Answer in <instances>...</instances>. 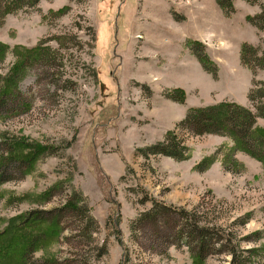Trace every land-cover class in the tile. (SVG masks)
<instances>
[{
  "label": "rangeland",
  "instance_id": "1",
  "mask_svg": "<svg viewBox=\"0 0 264 264\" xmlns=\"http://www.w3.org/2000/svg\"><path fill=\"white\" fill-rule=\"evenodd\" d=\"M235 1L237 10L230 16L214 0H39L34 8L5 17L0 42L8 51L0 75L11 70L16 53L22 59L39 42L49 53L29 63L17 99L14 94L1 107L0 153L9 154L11 140L19 142L16 155H37L25 173L4 171L2 253H12L4 244L13 238L15 226L27 224L24 219L35 211L61 206L74 185L87 196L97 230L85 242L79 216L69 212L58 234L45 238L49 223L36 220L29 225L36 235L42 232L34 264L44 258L54 264H230L229 245L241 251L247 264H264V170L259 161L237 151L245 169L236 172L239 164L231 162V170H225L226 137L185 131H179L190 150L185 160L137 150L162 139L190 106L225 97L246 99L251 73L238 56L241 42L258 38L245 19L256 8ZM194 5L195 14L190 12ZM61 8L64 13H55ZM190 38L207 40L217 77L191 52ZM256 77L264 79V70ZM179 87L183 103L165 94ZM35 145L46 149L34 153ZM216 150L217 159L206 170L196 169ZM52 186L47 201L42 193ZM155 200L177 211L162 210L134 222ZM178 209L191 213L199 225L219 229L203 260L196 256L199 243L188 236L192 221ZM116 218L119 232L113 226ZM102 243L107 252L96 259L93 246Z\"/></svg>",
  "mask_w": 264,
  "mask_h": 264
},
{
  "label": "trees",
  "instance_id": "2",
  "mask_svg": "<svg viewBox=\"0 0 264 264\" xmlns=\"http://www.w3.org/2000/svg\"><path fill=\"white\" fill-rule=\"evenodd\" d=\"M218 6L221 8L226 16H230L234 11L233 0H215ZM250 4H257L259 11L253 15H247L246 20L255 26L258 30L264 31V0H245ZM39 0H0V26L4 23L5 17L8 14L17 13L22 10L34 8L38 4ZM58 15L64 13V9L61 8L57 12ZM189 43L191 52L194 53L198 61L201 63L204 70L211 73L214 77L217 75L216 63L209 57L205 50L203 43L197 40H192ZM8 51V47L0 42V61L5 57ZM16 53V52H15ZM49 47H43L41 42L37 45L27 48L20 59L19 53H16L17 60L14 63L11 70L6 75H0V112L1 109L6 105L7 100L19 95L17 90L19 80L25 74L26 68L29 63L36 61L37 59H46L48 57ZM240 62L246 66L253 74L254 78L251 81V86L247 93V98L250 102V107L244 106L232 100H220L216 103L190 106L184 117L176 122L174 128L168 129L163 138L157 140L144 147L138 148L140 154L144 156L148 155H164L175 160H185L190 156V150L185 145L184 140L181 138V132L185 131L193 135L213 134L226 137L229 142H224L228 148L225 157L221 158L223 168L225 170H231L230 163L237 162L239 169L236 172H242L245 169L244 164L239 161L235 154L237 151H242L252 158L259 161L264 170V126L257 124V118H264V81L255 78L258 70L264 69V43L260 45H252L248 42H242L240 45ZM174 94H168L166 96L172 98L174 101L183 103L185 101V93L182 88H175ZM2 107V108H1ZM12 108V107H11ZM10 109L8 108V111ZM7 143L13 145L10 150H7L8 155H2L0 153V173L6 172L8 168L23 170L25 173L26 169H29L36 156L33 155L32 151L26 155L18 154L15 151L18 148V141ZM230 143V144H229ZM6 144V142H5ZM38 145V144H37ZM35 145L34 153L42 152L44 148ZM220 148V147H219ZM218 148V149H219ZM217 152L212 155L204 156L196 165V169L199 171L206 170L216 159ZM3 156V157H2ZM0 183L8 180L6 173L2 174ZM58 186V185H56ZM56 186H52L47 191L42 193V197L45 200L51 199ZM90 206L88 204V198L83 193L81 188L71 185V193L64 200L61 206L52 208L49 210L35 211L33 216H29L24 219L25 225L15 226L16 230L12 232L15 246H11V240L6 241L4 246L9 247L12 253H4L0 250V260L3 259V264H34L33 254L35 250L40 246V238L42 232L35 234L29 230V225L36 220L41 222L46 221L49 223L43 233L49 236L45 238L54 237L60 231V225L67 213H74L81 220L82 226L79 228V234L85 238L91 239V233L96 231L98 228V222L96 218L90 212ZM176 210L172 206H167L161 202L153 201L152 206L143 211L140 216L134 220V222H140L147 219L154 218L159 211L162 210ZM179 213L185 215L189 223L188 236L196 240L199 243L200 252L196 254L197 259L203 260L206 254L210 253L214 247V243L210 242L214 235L219 234V229L213 226H204L197 224V220L191 213H186L183 209H178ZM177 211V210H176ZM44 218V220L42 219ZM110 217L107 218L108 222ZM27 220V221H26ZM119 220L116 218L113 221V226L116 232H119L118 227ZM134 222L131 225L133 227ZM32 229L34 228L33 226ZM31 231V232H30ZM49 233V234H48ZM50 237V238H51ZM229 238H227L228 241ZM221 240V238H215L214 241ZM209 243H208V242ZM42 244V243H41ZM94 250L96 251V259L103 256L106 252V245L102 243L100 245L94 244ZM254 249H247V252H252ZM228 253L231 256L230 264H247L249 263L243 256L241 251L236 248L235 245H229ZM54 260L50 258H44L40 260L39 264H54ZM56 264V263H55Z\"/></svg>",
  "mask_w": 264,
  "mask_h": 264
},
{
  "label": "crops",
  "instance_id": "3",
  "mask_svg": "<svg viewBox=\"0 0 264 264\" xmlns=\"http://www.w3.org/2000/svg\"><path fill=\"white\" fill-rule=\"evenodd\" d=\"M194 1H191V3H193ZM214 2H215V4L217 5V7H218V9L220 10V12L223 14V15H225L224 13H223V11L221 10V8L218 6V4L216 3V1L214 0ZM241 2H243V3H246V4H248V5H250V6H255V10H253L251 13H247L246 15H245V19H246V16L247 15H253V14H255V13H257L260 9H259V6L258 5H251L250 3H248V2H246L245 0H241ZM237 4H238V2H236L235 0H233V5H234V8H235V11L237 10ZM234 11V12H235ZM190 12H192L193 14H195V5H194V8H192V11H190ZM233 12V13H234ZM226 16V15H225ZM247 21V20H246ZM247 23H249L248 21H247ZM250 24V23H249ZM252 27H254L255 28V31H256V34H257V36H258V38H257V40H256V42H254V43H251V42H248V41H243V42H248V43H250V44H252V45H260V44H263L264 43V37H263V35H264V31H260V30H258L255 26H253L252 24H250ZM190 39H193V40H197V41H200L201 43H203L204 44V46H205V50H206V52H207V54L209 55V57L211 58V55L209 54V50H208V44H207V40H199V39H195V38H190ZM242 43V42H241ZM241 45V44H240ZM238 58H239V63L241 64V62H240V47H239V56H238ZM212 59V58H211ZM213 60V59H212ZM214 61V60H213ZM215 62V61H214ZM216 63V62H215ZM242 65V64H241ZM244 66V65H243ZM264 69H260V70H258L257 71V73H256V75L259 73V72H261V71H263ZM206 71V70H205ZM250 73H251V79H250V84H249V86H248V89H247V92H246V99L245 100H243V99H241V100H238V101H236V100H234V99H232V98H227V97H225V98H223V99H221V100H224V99H227V100H232V101H235V102H237V103H239V104H242V105H244V106H248V107H250V102H249V100H248V98H247V93H248V90H249V88H250V86H251V81H252V79L254 78V76H253V74H252V72L250 71ZM256 75H255V78L256 79H259V80H263L264 81V79H262V78H257L256 77ZM215 77H217V75L215 76ZM180 88V87H179ZM220 101V100H219ZM218 102V101H217ZM214 103H216V102H214ZM212 104V103H211ZM264 119V118H263ZM180 120V119H179ZM178 120V121H179ZM177 122V121H176ZM257 124H260V118H257ZM260 125H264V123L263 122H261V124ZM217 136H219V135H217ZM221 137V136H220ZM222 137H224V136H222ZM221 137V139H224V138H222ZM239 154H241V153H239ZM237 155V154H236ZM246 155V154H245ZM246 156H248V155H246ZM250 158V157H249ZM252 158V157H251Z\"/></svg>",
  "mask_w": 264,
  "mask_h": 264
}]
</instances>
